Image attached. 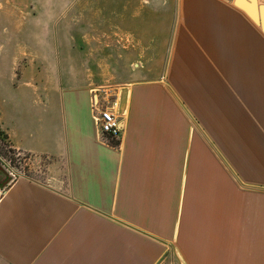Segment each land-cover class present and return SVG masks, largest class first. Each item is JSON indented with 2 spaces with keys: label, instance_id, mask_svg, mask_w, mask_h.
I'll list each match as a JSON object with an SVG mask.
<instances>
[{
  "label": "crops",
  "instance_id": "obj_1",
  "mask_svg": "<svg viewBox=\"0 0 264 264\" xmlns=\"http://www.w3.org/2000/svg\"><path fill=\"white\" fill-rule=\"evenodd\" d=\"M176 3L115 85L118 138L80 71L3 76L0 127L34 178L1 168L0 264H264V28L234 0Z\"/></svg>",
  "mask_w": 264,
  "mask_h": 264
},
{
  "label": "rangeland",
  "instance_id": "obj_2",
  "mask_svg": "<svg viewBox=\"0 0 264 264\" xmlns=\"http://www.w3.org/2000/svg\"><path fill=\"white\" fill-rule=\"evenodd\" d=\"M176 9V0H0V81L5 75L16 86L22 73L59 68L80 71L94 85H116L134 62L161 52ZM7 149L0 136V156L12 157Z\"/></svg>",
  "mask_w": 264,
  "mask_h": 264
},
{
  "label": "built area",
  "instance_id": "obj_3",
  "mask_svg": "<svg viewBox=\"0 0 264 264\" xmlns=\"http://www.w3.org/2000/svg\"><path fill=\"white\" fill-rule=\"evenodd\" d=\"M120 88L106 84L90 89V108L98 136L102 139L118 138L123 132L125 111L120 107ZM12 157L0 156V166L7 183L19 178L33 179L25 167L24 155L15 151Z\"/></svg>",
  "mask_w": 264,
  "mask_h": 264
},
{
  "label": "water",
  "instance_id": "obj_4",
  "mask_svg": "<svg viewBox=\"0 0 264 264\" xmlns=\"http://www.w3.org/2000/svg\"><path fill=\"white\" fill-rule=\"evenodd\" d=\"M234 3L264 28V4L257 0H234Z\"/></svg>",
  "mask_w": 264,
  "mask_h": 264
},
{
  "label": "trees",
  "instance_id": "obj_5",
  "mask_svg": "<svg viewBox=\"0 0 264 264\" xmlns=\"http://www.w3.org/2000/svg\"><path fill=\"white\" fill-rule=\"evenodd\" d=\"M0 136L3 138V139H7V135L6 133L1 129L0 127ZM8 152L10 153H14L15 151L13 149H11L9 146H8V149H7Z\"/></svg>",
  "mask_w": 264,
  "mask_h": 264
}]
</instances>
